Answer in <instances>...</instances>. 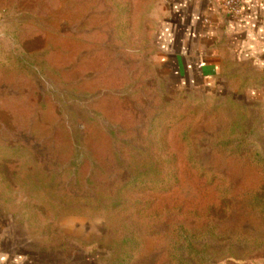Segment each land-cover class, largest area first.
Instances as JSON below:
<instances>
[{"label": "rangeland", "instance_id": "rangeland-1", "mask_svg": "<svg viewBox=\"0 0 264 264\" xmlns=\"http://www.w3.org/2000/svg\"><path fill=\"white\" fill-rule=\"evenodd\" d=\"M170 6L0 0V240L17 254L264 264V105L237 76L179 85L158 44Z\"/></svg>", "mask_w": 264, "mask_h": 264}, {"label": "crops", "instance_id": "crops-1", "mask_svg": "<svg viewBox=\"0 0 264 264\" xmlns=\"http://www.w3.org/2000/svg\"><path fill=\"white\" fill-rule=\"evenodd\" d=\"M230 13L221 0H171L158 44L181 86L211 87L230 77L264 105V0H241ZM0 264H36L0 240Z\"/></svg>", "mask_w": 264, "mask_h": 264}, {"label": "built area", "instance_id": "built-area-1", "mask_svg": "<svg viewBox=\"0 0 264 264\" xmlns=\"http://www.w3.org/2000/svg\"><path fill=\"white\" fill-rule=\"evenodd\" d=\"M221 5L230 13H237L241 7V0H221Z\"/></svg>", "mask_w": 264, "mask_h": 264}, {"label": "trees", "instance_id": "trees-1", "mask_svg": "<svg viewBox=\"0 0 264 264\" xmlns=\"http://www.w3.org/2000/svg\"><path fill=\"white\" fill-rule=\"evenodd\" d=\"M172 174V173H171ZM149 176H152V175H149ZM170 184L168 183V182H160V183H158V185H157V188L158 189H160V190H165V192H167L169 189H170ZM111 207H113V206H110L109 208H111ZM108 208V209H109ZM107 210V209H106ZM98 212H101V210L100 211H98Z\"/></svg>", "mask_w": 264, "mask_h": 264}]
</instances>
